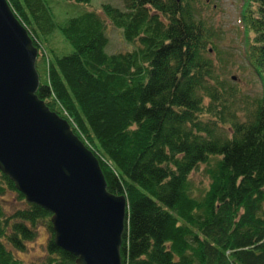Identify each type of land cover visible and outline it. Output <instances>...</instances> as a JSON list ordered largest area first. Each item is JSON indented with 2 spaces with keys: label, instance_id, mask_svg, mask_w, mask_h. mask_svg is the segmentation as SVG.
Here are the masks:
<instances>
[{
  "label": "trees",
  "instance_id": "trees-1",
  "mask_svg": "<svg viewBox=\"0 0 264 264\" xmlns=\"http://www.w3.org/2000/svg\"><path fill=\"white\" fill-rule=\"evenodd\" d=\"M58 1L8 0L39 50L38 97L127 198L123 264H264V0H244L241 14L261 96L214 62L220 34L199 0H121L124 9L104 3L63 21ZM112 26L129 50L106 52ZM202 166L210 181L196 190ZM10 194L23 206L7 212ZM51 216L0 170V264H76L55 243ZM41 226L46 257L18 258Z\"/></svg>",
  "mask_w": 264,
  "mask_h": 264
},
{
  "label": "water",
  "instance_id": "water-1",
  "mask_svg": "<svg viewBox=\"0 0 264 264\" xmlns=\"http://www.w3.org/2000/svg\"><path fill=\"white\" fill-rule=\"evenodd\" d=\"M38 56L0 0V170L27 202L52 213L55 243L76 264H123L127 198L109 190L97 156L38 97Z\"/></svg>",
  "mask_w": 264,
  "mask_h": 264
},
{
  "label": "rangeland",
  "instance_id": "rangeland-1",
  "mask_svg": "<svg viewBox=\"0 0 264 264\" xmlns=\"http://www.w3.org/2000/svg\"><path fill=\"white\" fill-rule=\"evenodd\" d=\"M199 1L201 3L199 6L204 7L201 9L203 17L212 22L220 34V38L216 41L218 50L211 53L214 62L218 66L222 65L226 68L224 74L228 78L236 76L234 81L237 82L241 91L251 96H261L263 84L245 57V28L241 17L244 0ZM58 2L55 3L54 10L59 21L76 16L85 9L101 11L104 3H111L124 9L121 0H92L89 6L75 4L66 0H59ZM207 2L209 4L208 7L205 6ZM107 35L110 39V43L106 48L108 54L130 49L131 45L125 40L121 30L112 26L108 29ZM64 45L67 49L66 51H72L71 45L65 40ZM203 168L204 166L192 175V182L196 190L203 189L209 185L210 180L204 173ZM4 203L7 212H12L14 208L23 206V203L16 200L11 194L7 195ZM49 238L48 230L41 226L36 239L27 242L25 252L15 251V253H18V258L26 262L41 261L47 255L46 245Z\"/></svg>",
  "mask_w": 264,
  "mask_h": 264
}]
</instances>
